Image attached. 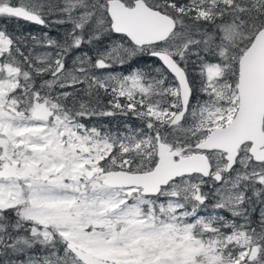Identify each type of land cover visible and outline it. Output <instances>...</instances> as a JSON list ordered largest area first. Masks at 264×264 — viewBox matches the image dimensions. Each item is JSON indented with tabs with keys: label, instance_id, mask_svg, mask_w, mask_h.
Listing matches in <instances>:
<instances>
[{
	"label": "snow or ice",
	"instance_id": "obj_1",
	"mask_svg": "<svg viewBox=\"0 0 264 264\" xmlns=\"http://www.w3.org/2000/svg\"><path fill=\"white\" fill-rule=\"evenodd\" d=\"M0 21V264H264V0Z\"/></svg>",
	"mask_w": 264,
	"mask_h": 264
},
{
	"label": "flooded vegetation",
	"instance_id": "obj_2",
	"mask_svg": "<svg viewBox=\"0 0 264 264\" xmlns=\"http://www.w3.org/2000/svg\"><path fill=\"white\" fill-rule=\"evenodd\" d=\"M0 23H3V21H0ZM9 28L11 29H18L19 27L23 26V22H20V24H18L16 21H9L8 22Z\"/></svg>",
	"mask_w": 264,
	"mask_h": 264
},
{
	"label": "trees",
	"instance_id": "obj_3",
	"mask_svg": "<svg viewBox=\"0 0 264 264\" xmlns=\"http://www.w3.org/2000/svg\"><path fill=\"white\" fill-rule=\"evenodd\" d=\"M23 27H27L26 25H23ZM123 118L122 117H117L115 119H112L111 120V123L113 125H117V124H120L122 122ZM107 122V121H106Z\"/></svg>",
	"mask_w": 264,
	"mask_h": 264
}]
</instances>
